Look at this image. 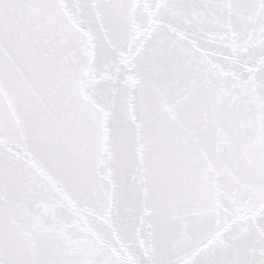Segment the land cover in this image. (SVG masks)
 Wrapping results in <instances>:
<instances>
[{"label": "snow or ice", "instance_id": "1", "mask_svg": "<svg viewBox=\"0 0 264 264\" xmlns=\"http://www.w3.org/2000/svg\"><path fill=\"white\" fill-rule=\"evenodd\" d=\"M0 264H264V0H0Z\"/></svg>", "mask_w": 264, "mask_h": 264}]
</instances>
